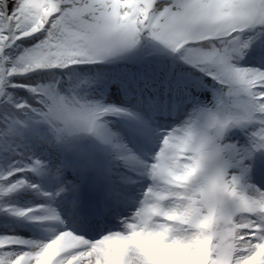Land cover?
<instances>
[{
    "label": "snow or ice",
    "instance_id": "6c2138e0",
    "mask_svg": "<svg viewBox=\"0 0 264 264\" xmlns=\"http://www.w3.org/2000/svg\"><path fill=\"white\" fill-rule=\"evenodd\" d=\"M0 264H264V0H0Z\"/></svg>",
    "mask_w": 264,
    "mask_h": 264
}]
</instances>
